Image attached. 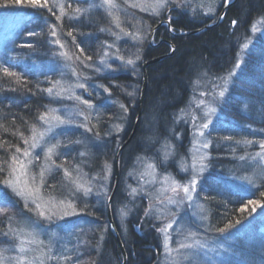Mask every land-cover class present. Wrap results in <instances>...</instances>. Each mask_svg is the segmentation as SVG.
Instances as JSON below:
<instances>
[{"label":"rangeland","instance_id":"374dc122","mask_svg":"<svg viewBox=\"0 0 264 264\" xmlns=\"http://www.w3.org/2000/svg\"><path fill=\"white\" fill-rule=\"evenodd\" d=\"M79 2L83 3L82 7L76 8L70 5L69 8H72L70 13L68 9L65 11L64 0H52L51 4L55 6L59 17L70 21H81L83 16H88L90 21L99 18L102 49L97 59L88 55L91 57L88 61L90 63L76 62L77 54L72 47L74 42L71 43L65 38L61 28H55L56 41H59L55 43L58 47L51 54L52 61L42 69L47 72L43 78L47 88L41 91L46 103L45 107L33 114L35 116L32 117V122L26 124L24 131L20 133L23 135L19 134L13 141L14 144L8 153V168H11L9 160L12 156H16L27 166L28 175L20 176L21 182L27 180L30 186H40L41 198L36 202L42 205L46 215L50 213L53 215L51 220L40 217L31 199H27V207H25L26 198L12 192L21 199L23 209L34 218L35 222L32 220V223L35 224L30 227L25 220L17 223L18 219L12 222L11 219L6 218L3 221L6 228L1 234L5 244L2 248L6 249L3 255L8 257L3 264H15V258L21 256L25 257L26 261L35 260L36 264H39L41 259L44 264H76L68 256L62 257L63 253L59 254L58 244L61 242L56 241L55 236L59 231L70 233L71 226L85 216L82 210L90 207L89 202L93 201L100 206L107 201L110 182L112 176L116 174V163L110 159L108 151L111 149L107 148V145L112 143L113 136L121 135L126 127L120 120L104 118L105 122H102L100 115L103 102L98 99L103 95L108 97L111 94L99 80L103 75L114 77L128 70L137 72L135 69L145 53L144 48L149 42V36L151 35L150 46L158 44L155 40L156 31L153 34L152 30L157 25L152 28V23L163 15H170V11H176L178 14L179 11L187 9L216 18L222 5L221 0H168L166 7L158 9L159 15H157L152 11L154 0H114L117 7L111 10L102 6V0ZM76 9L82 11L78 13ZM114 17L119 18V26L113 22ZM20 26L19 21L11 22L8 19L0 21L1 31L16 30V27L20 28ZM71 31L67 30L68 33ZM249 31V36L238 44L234 62L226 73L220 75L204 73L196 78L193 93L189 96L186 106L176 113V121L180 125V128L177 127V134L173 131V138L168 137L161 141V146L154 149V153L149 151V154L136 156L131 165L125 168V174L119 169V181L122 176L124 182L122 191L124 198L115 216L124 233L127 222L135 214L150 221L151 227H154L153 237H158V249L153 254V259L149 261L151 264H225L232 246L230 245L232 228L245 226L247 220L264 210L260 203L250 204L251 198L246 199L248 205L242 210L245 214L244 219L230 227L229 236L221 235V230L224 231L226 227L210 224V213L201 192L207 174L211 170L210 159H213L211 150L212 146H215L210 129L218 121L217 119L221 120V107L233 81L242 71L253 42L259 34L264 33V16L254 20ZM137 33L139 39L135 38ZM76 50L81 53L80 48L77 47ZM121 57L124 59H120ZM128 59L134 60L135 63L127 64ZM26 69L34 73H43L35 66ZM48 89H52L51 93L47 91ZM221 92H223L222 96ZM83 101H88L92 107ZM139 103L140 97L138 101L140 112ZM44 114H47L46 121L39 119ZM60 120L65 123H60ZM205 124H207L206 128L203 127ZM116 126L120 127L119 131L116 130ZM33 127L37 133H45L43 138L37 135L36 147H32ZM242 134L243 137L238 135L232 140L235 144L231 148L233 155L230 158L235 166L228 170L226 182L230 185L227 189H233L232 184L235 182L249 181L248 188L256 187L250 186L253 181L251 178L245 177L242 180L236 171H240L251 162L255 164L264 162V148L261 147L264 145V131L247 127L243 129ZM74 137H77L76 140L72 139ZM25 139L29 141L28 144L24 143ZM226 141L231 143V139ZM91 143L98 145L100 150L95 157L81 148ZM53 145L56 147L52 155L48 156L47 149ZM16 148L21 151L18 153ZM25 150L30 152L27 157L23 155ZM41 169L44 170L42 185H40ZM65 170L70 175L66 174ZM219 173L220 171L214 174L212 181H217L221 175ZM32 175L36 176L35 182L31 179ZM56 175L58 181L56 178L55 181L58 187L55 191L52 189V192L45 184ZM12 178L13 176L10 175L9 179ZM193 180L196 181L194 185L191 183ZM79 184L90 188L91 191L85 194L83 190H78ZM184 186L189 189L187 193L183 191ZM173 188H176L175 192L172 191ZM61 201L64 202L63 205ZM68 203H71V208L66 207ZM96 205L93 206L94 209L92 208L93 222H97L98 213L94 211ZM108 210L111 211L109 203H107V221L110 228ZM65 211L72 214L64 215ZM237 211L238 209L235 213ZM0 216H5V212L0 213ZM170 223L172 227L167 230V235L170 237L168 247L177 249L181 243L192 247L179 249L178 252L166 250L165 233L160 230ZM60 228H63V231ZM48 231L52 232L51 235ZM112 234L114 235L113 232ZM20 246L25 249L24 252L20 251ZM42 253L44 255H41ZM123 264H127L124 257Z\"/></svg>","mask_w":264,"mask_h":264},{"label":"trees","instance_id":"16d2710c","mask_svg":"<svg viewBox=\"0 0 264 264\" xmlns=\"http://www.w3.org/2000/svg\"><path fill=\"white\" fill-rule=\"evenodd\" d=\"M51 1L48 0L47 7H42L29 4L28 0H22L21 3L0 0V21L21 20V26L17 31L2 30L0 34V169H2L0 181L9 179L10 176L8 153L14 144L13 141L24 131L26 124L32 122L31 119L35 116L33 114L45 107L41 91L47 88L43 81L47 72L42 69L52 61L51 54L58 47L55 43L56 35L52 36L51 33L55 28H61L65 38L71 43L74 42L72 47L77 54L76 62L79 63H87L90 60L88 55L97 59L102 49L99 18L90 21L88 16H83L82 20L77 22L62 17L57 19L59 15ZM79 1L82 0H64L65 11L67 9L69 13L72 11L70 5L81 8L83 3ZM221 1L222 5L216 18L187 9L179 11L178 14L176 11H170V15H163L152 23V28L168 20L171 32L166 25L161 26L155 33V40L158 43L156 46H150L151 35L149 36V42L144 48L145 53L135 69L137 72L128 70L114 77L103 75L99 80L111 94L98 99L103 102L100 115L102 122H105L104 118L107 120L110 118L120 120L126 126L123 133L113 136L112 143L107 145V148L111 149L108 155L113 163L119 148L129 138L119 159L121 173L125 174V168L131 165L136 156L149 154V151L154 153V149L161 146V141L168 137L173 138V131L176 132L177 127L180 128L176 121V113L186 106L189 96L193 93L196 78L204 73L209 75L226 73L234 62L238 44L249 36L252 22L264 16V0H236L226 10L222 21L215 25L226 3V0ZM41 3L43 4V0ZM233 21L236 23L233 24ZM208 26L212 27L205 29ZM67 30H72L71 36ZM192 32L197 33L185 34ZM176 34L185 35L175 36ZM161 41L165 42L159 44ZM77 47L83 51L78 53ZM173 50L171 56L146 68L147 89L138 120V101L143 84L142 67L146 62L165 56ZM29 66L40 68L43 73H34L26 69ZM4 69L13 75L6 74ZM221 116V120L217 119L210 129L215 146H212L211 150L213 156V159H210L211 170L201 192L210 213V224H216L218 227L223 225V228H226L221 235L229 236V225L244 219L245 214L242 210L248 205L246 199L251 198L264 207V162L263 164L251 162L244 166L245 168L236 171L242 180L245 177L251 178L253 181L250 186L256 187L248 188L249 181L235 182L232 184L233 189H227L230 183L226 182L228 170L235 166L230 158L233 155L231 148L235 144L232 140L238 135L242 136L243 129L247 127L264 131V33L259 34L253 42L243 69L235 77L221 107ZM136 123L138 126L135 130ZM185 137L184 135V140ZM75 138L77 137L72 139ZM228 139H231V143L226 141ZM86 145L81 148L83 147L87 154L95 157L100 153L98 145L92 143ZM218 171L221 175L217 179L218 182H214L212 179ZM124 174L122 175L125 176ZM55 178L58 181L56 175L45 184L51 191L58 187ZM114 184L115 175L110 182L107 201L100 206L93 201L89 202L90 207L82 210L85 216L71 226L70 233H63V228H60L62 233L57 232L55 239L61 242L58 248L59 254L63 253L62 257L68 256L76 264H123L125 253L127 264H151L149 261L153 259V254L158 249V237H153L154 227H151L150 221L135 214L134 218L127 222L124 233L115 216L124 198L122 176L110 205L123 249L109 228L107 203ZM9 189L0 183V190L7 195V201L0 203V213L5 212V216H0V249L5 245L1 234L6 228V225H3L6 218L12 222L18 219L17 223L25 220L30 227L35 224L34 218L23 209L21 199ZM95 205L94 211L98 213L97 222L91 220L94 216L92 208ZM99 216L101 218H98ZM48 233L51 235L52 232ZM230 233L232 246L225 264H264V213L256 214L247 220L245 226L235 228Z\"/></svg>","mask_w":264,"mask_h":264},{"label":"snow or ice","instance_id":"6c2138e0","mask_svg":"<svg viewBox=\"0 0 264 264\" xmlns=\"http://www.w3.org/2000/svg\"><path fill=\"white\" fill-rule=\"evenodd\" d=\"M14 2L15 3H21L22 0H14ZM28 3L31 4V5H34V6L47 7L48 0H43V4L41 3V0H28ZM167 4H168V0H154V3L152 5V11L155 12L157 15H159L158 9L166 7ZM102 6L108 8L109 10H111L112 8L117 7V5L114 3V0H102ZM134 6H136V5H134ZM60 7L62 8V5ZM49 11H51V9H49ZM81 11H82L81 9H76V12H78V13L81 12ZM109 14L111 15V11H109ZM57 19H60V17H57ZM113 22L116 23L117 26H119V18L118 17H114L113 18ZM232 23L235 24L236 21H233ZM126 34L131 35L130 33H126ZM51 35L55 36L56 32L53 31L51 33ZM68 35L71 36L72 33L69 32ZM135 38H137V39L140 38L138 33L136 34ZM56 42L59 43L58 40ZM81 51H83V50L81 49ZM88 59H91V57H89ZM120 59L123 60L124 58L121 57ZM137 59H139V57H137ZM126 63L131 65V64H134L135 61L132 60V59H128L126 61ZM4 71L8 75H13L12 73H8L7 69H4ZM80 87H83V85H80ZM47 91L49 93H51L52 89H48ZM129 95H131V94H129ZM220 95L222 96L223 92H221ZM83 103L88 104V101H83ZM201 103H203V101H201ZM88 106L92 107L91 104H88ZM121 107L123 108L124 106L121 105ZM210 111H212V110L210 109ZM81 115H83V113H81ZM46 117H47V114H44V115H41L39 117V119L46 121ZM59 122L60 123H65V121H63V120H60ZM203 127L206 128L207 124L203 125ZM88 130L91 131V129H88ZM116 130L119 131L120 127L116 126ZM20 135L22 136L23 134H20ZM37 135H39L40 138H43L45 133L44 132L37 133V130L35 129V127H33L32 128V139H33L32 147H36V137H37ZM24 143L28 144L29 141L27 139H25ZM205 146H207V145H205ZM55 147H56V145H53L52 147H49L47 149V155L48 156L52 155L53 150H54ZM261 147L264 148V145H261ZM16 151L19 153L21 150L19 148H16ZM23 155L25 157H27V156L30 155V152L25 150L23 152ZM28 163L30 164L31 161H29ZM10 165H11L10 175H12L13 178L12 179H5L3 181H0V183L4 184L8 188H10L12 190V192H14L17 196L26 198L25 207H27V199H31L32 202L35 204V210L38 212L39 216L43 217L45 219L51 220L53 214L50 213V214L46 215L45 211L43 210L42 205L40 203L36 202L37 200H39L41 198L40 195H39L40 186L39 185L36 186V187L30 186L28 184L27 180L21 182L20 176H27L28 175L27 166L22 161L18 160L16 156H12L11 157ZM149 167H154V166L149 165ZM0 170H2V169H0ZM65 171H66V174H68L67 170H65ZM17 173H19V175H17ZM68 175H70V174H68ZM43 176H44V170L41 169V171H40V177H41L40 185L43 184ZM31 179H32L33 182H35L36 181V176L32 175ZM191 183L194 185L196 183V181L193 180V181H191ZM77 188H78V190H83L85 192V194H87L88 192L91 191L90 188H85L84 185H82V184L77 185ZM133 191H135V190H133ZM172 191L175 192L176 188H173ZM183 191L187 193L189 191L188 187L184 186L183 187ZM189 199H191L190 196H189ZM6 201H7L6 193L3 190H0V203L6 202ZM60 203L62 205L64 204L63 201H61ZM249 203L250 204H256L258 202L249 201ZM66 207L71 208L72 207L71 203H68ZM71 214L72 213L67 212V211H65V213H64V215H71ZM171 227H172V224L170 223V224H168L166 226V228L160 230V231L165 233V248H166L167 251H169V252H178L179 249H185V248L192 247V245L181 243V244H179L177 249L169 248L168 244L170 242V237L167 235V230L170 229ZM229 227H232V225H229ZM221 231H223V230H221ZM4 251H6V249H0V264H3V261L8 260V257H5L3 255ZM20 251L24 252L25 249L22 246H20ZM41 255H44V253H42ZM15 264H36V262H35V260L26 261V258L21 256L19 258H15ZM39 264H44L43 259L39 260Z\"/></svg>","mask_w":264,"mask_h":264},{"label":"water","instance_id":"95a60500","mask_svg":"<svg viewBox=\"0 0 264 264\" xmlns=\"http://www.w3.org/2000/svg\"><path fill=\"white\" fill-rule=\"evenodd\" d=\"M235 1H236V0H234V1H232V2L227 1V2L225 3V5H224V7H223V10H222V12H221V14H220V16H219L218 22H217L215 25L219 24V23L222 21V19H223V17H224V14H225L226 10H227L232 4H234ZM164 24H166V25L168 26L169 31L171 32L170 22H169V21H163V22H160V23H159V24L153 29V34L155 33V31H157V30H158L162 25H164ZM210 27H212V26H208V27H206L205 29L210 28ZM196 33H197V32L185 33V34H196ZM185 34H180V35H185ZM180 35H177V34H176L175 36H180ZM164 42H165V41H161L160 43H164ZM160 43H159V44H160ZM173 53H174V50H173L171 53H169V54H167V55H165V56H162V57H159V58H156V59H152V60L146 62V63L143 65V67H142V69H143V87H142V90H141V93H140V103H139L140 112H139L138 120L140 119V116H141V113H142V106H143L144 96H145V92H146V83H147L146 68H147L150 64H153V63H155V62H158V61L164 59L165 57L171 56ZM137 123H138V121H137ZM137 123H136V126H135V128H134L135 130H136L137 126H138ZM127 143H128V140L122 145V147H121L120 150H119V153H118L117 156H116V160H115V163H116V165H115V167H116L115 184H114L113 192H112V194H111V196H110V198H109V200H108L109 205L111 204V201H112V199H113V196L115 195L116 189H117V187H118V181H119V169H120V167H119V159H120V155H121V153H122V150H123L124 146L127 145ZM108 208H109V207H108ZM108 211H109L108 218H109L110 229H111L112 232L114 233V235H115L117 241L119 242L121 248L123 249V246H122L121 241H120V237H119V235H118L117 229H116L115 224H114V220H113L112 212H111L110 210H108ZM137 231H138V229H137ZM138 233H139V231H138ZM124 258H125V260H126V255H125V253H124Z\"/></svg>","mask_w":264,"mask_h":264},{"label":"bare ground","instance_id":"6f19581e","mask_svg":"<svg viewBox=\"0 0 264 264\" xmlns=\"http://www.w3.org/2000/svg\"><path fill=\"white\" fill-rule=\"evenodd\" d=\"M142 86H143V84H142ZM146 89H147V83H146Z\"/></svg>","mask_w":264,"mask_h":264}]
</instances>
